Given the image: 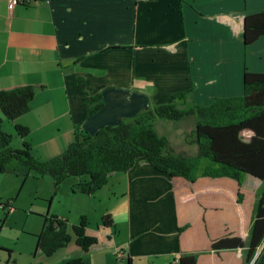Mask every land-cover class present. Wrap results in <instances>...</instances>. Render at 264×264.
<instances>
[{
	"label": "crops",
	"instance_id": "1",
	"mask_svg": "<svg viewBox=\"0 0 264 264\" xmlns=\"http://www.w3.org/2000/svg\"><path fill=\"white\" fill-rule=\"evenodd\" d=\"M261 13L264 0H41L12 11L0 0V91L35 89L27 114L10 123L0 113L1 129L12 136V149L26 142L32 155L45 161L66 149L75 126L95 133L170 103L175 93L189 92L187 104L200 106L239 97L244 69L264 74V35L248 46L242 39L244 17ZM78 79L84 82L83 91L75 87ZM96 95H101L103 107L88 116L89 97ZM164 122L154 121L153 128H161L154 131L172 149L165 135L179 131L180 145L191 150L173 152L196 156L195 144L187 139L195 118L173 127ZM15 125L28 128V135L17 137ZM19 172L10 185L7 172L0 173V188L6 191L0 201L12 205V214L20 209L35 213L32 201H43L47 193L39 198L35 192L32 200L22 201L28 180L37 177L29 173L24 178ZM80 180L63 181L60 190L67 196L57 199L64 206L53 209L51 202L50 214L67 224L72 217L73 225L85 216V233L98 238L97 243L83 251L70 234L65 248L51 257L35 249L28 264H58L69 258H80L82 264H177L182 209L176 214L170 174L140 158L126 173L111 175L92 196L71 191ZM199 183H180L184 193L177 195L179 204L191 200L193 207L196 196L218 192L216 184ZM208 204L213 207L212 199ZM105 215L111 216V227L102 225ZM42 227L30 231L35 241ZM184 240L192 242L190 237ZM185 245L194 249L192 243ZM120 251L124 257L117 259L114 254Z\"/></svg>",
	"mask_w": 264,
	"mask_h": 264
},
{
	"label": "trees",
	"instance_id": "2",
	"mask_svg": "<svg viewBox=\"0 0 264 264\" xmlns=\"http://www.w3.org/2000/svg\"><path fill=\"white\" fill-rule=\"evenodd\" d=\"M263 35L264 13L244 17V46ZM75 87L83 91V80H76ZM34 93L30 86L0 91V113L13 123L28 113ZM188 95L175 93L172 102L95 133L75 126L73 140L66 149L45 161L35 158L26 142L20 149H12V136L2 131L0 119V173H6L14 164L23 169L24 178L29 173L49 178L55 192L67 178L78 177L81 180L71 191L92 196L111 175L126 173L143 158L174 180L176 214L182 209L178 217L181 255L177 264H264V74L244 69L241 96L216 99L208 106L188 105ZM101 100V95L89 97L88 116L103 107ZM187 117L195 118L194 129L187 136L197 148L195 157L175 154L168 141L153 129L156 120L176 122ZM14 131L21 139L29 133L20 125H15ZM200 180L216 184L218 192L196 196L192 212V201L179 204L177 195L184 193L181 182L199 185ZM211 199L213 207L208 204ZM101 222L105 227L113 225L109 215ZM86 226L85 216L69 227L66 220L46 214L35 249L51 257L70 243V230L75 245L86 251L98 241L86 235ZM183 237H190L192 242ZM185 242L192 243L194 249ZM58 264H82V260L69 258Z\"/></svg>",
	"mask_w": 264,
	"mask_h": 264
},
{
	"label": "rangeland",
	"instance_id": "3",
	"mask_svg": "<svg viewBox=\"0 0 264 264\" xmlns=\"http://www.w3.org/2000/svg\"><path fill=\"white\" fill-rule=\"evenodd\" d=\"M158 121L164 122V120H158ZM187 121L181 122V124L179 125H184V123L187 124ZM167 122L170 123L169 124L170 126L172 125L171 127L179 123L178 121L176 122L165 121L164 123ZM156 128L161 129L159 125H155L153 129L156 130ZM184 128L186 129L183 130L187 132L188 131L187 127ZM174 131L173 132L169 131L168 134L165 135L166 138H168V140H171L174 151L180 154L182 153L191 154V150L189 148L185 149L183 146L180 145L179 141L181 140V137L179 138L178 136L180 132L179 131L174 132ZM14 170L15 171L18 170L20 171L19 173H22L23 169L16 168L14 164H11L7 168V174L9 175V180L6 181H8L9 185L13 183V181L17 180V177H19L17 176L16 173H14L15 172ZM43 178L46 179L44 180V182L40 180L41 178L32 179V180L29 179L25 186V189L23 190V195L21 198L22 201H24V199L32 200L34 197H36L34 194L35 192H38L37 197L44 198L41 196H44V194L47 193L48 197L46 199H43V201L42 199H36L32 201L34 205L33 210H35L32 212L35 213L28 214L25 211V209H20L21 210L20 212H18L17 210V212H15L14 214L12 213L8 214L7 211L2 206L3 204H5V202L2 203L0 201V264H28L27 262L33 259L32 255L33 253H35V243H36L35 239H33V237L31 236L32 233H30V231L38 230L39 226H41V224L43 225L44 216L46 214L48 216H55L50 214V208L52 204L51 202L54 201L53 209H56L57 204L59 209H61L60 206H64V203L60 199L59 200L57 199L60 195L67 196L66 192L64 194L60 190V186L63 182L60 184L58 190L55 192L50 179L47 177H43ZM5 192L6 191L3 192L2 188H0V198L5 194ZM39 211H42L43 215L39 216V214H41L38 213ZM71 219L72 217L71 218L69 217L68 219V224H70V226L73 225V223L72 224L69 223ZM73 220H75L74 217Z\"/></svg>",
	"mask_w": 264,
	"mask_h": 264
},
{
	"label": "built area",
	"instance_id": "4",
	"mask_svg": "<svg viewBox=\"0 0 264 264\" xmlns=\"http://www.w3.org/2000/svg\"><path fill=\"white\" fill-rule=\"evenodd\" d=\"M7 1V9L9 11H12L14 9V7L20 5V4H25V5H31V4H35L36 1L34 0H6ZM3 208L7 211V213H11L13 212V207L11 204H3L2 205ZM116 256L117 259H122L124 257V254L120 251L114 254ZM177 262V260H176ZM171 264H175V263H171Z\"/></svg>",
	"mask_w": 264,
	"mask_h": 264
}]
</instances>
